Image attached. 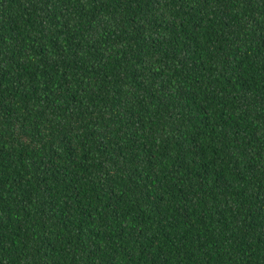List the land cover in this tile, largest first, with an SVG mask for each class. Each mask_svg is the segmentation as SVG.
I'll return each mask as SVG.
<instances>
[{"label": "trees", "instance_id": "1", "mask_svg": "<svg viewBox=\"0 0 264 264\" xmlns=\"http://www.w3.org/2000/svg\"><path fill=\"white\" fill-rule=\"evenodd\" d=\"M0 264H264V0H0Z\"/></svg>", "mask_w": 264, "mask_h": 264}]
</instances>
